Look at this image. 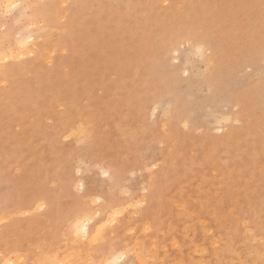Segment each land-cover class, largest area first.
I'll use <instances>...</instances> for the list:
<instances>
[{
  "label": "rangeland",
  "instance_id": "1",
  "mask_svg": "<svg viewBox=\"0 0 264 264\" xmlns=\"http://www.w3.org/2000/svg\"><path fill=\"white\" fill-rule=\"evenodd\" d=\"M24 2L46 7L0 32V50L31 48L26 63L0 67V248L56 240L65 190L47 183V117L62 100L135 171L148 207L125 223L147 243L142 264H264L260 0ZM32 17L46 27L30 28ZM180 30L199 32L208 51L173 44Z\"/></svg>",
  "mask_w": 264,
  "mask_h": 264
},
{
  "label": "snow or ice",
  "instance_id": "2",
  "mask_svg": "<svg viewBox=\"0 0 264 264\" xmlns=\"http://www.w3.org/2000/svg\"><path fill=\"white\" fill-rule=\"evenodd\" d=\"M39 7L46 6L32 5L24 0H0V32L7 34L14 22L22 26L17 17ZM260 7L264 24V0H260ZM29 27L44 29L46 25L39 23L38 17H32ZM165 40L167 42V38ZM171 42L178 47L200 45L202 52L210 48L207 40L195 30L177 31ZM29 55L30 47L23 54H17L15 49L0 50V67L6 69L17 62L26 63ZM161 59L163 61V53ZM200 70L204 71L202 65ZM183 75L190 77L192 70L184 71ZM8 84L7 79L0 80V88L6 89ZM199 101L197 97L194 103ZM56 103L58 106L47 117L56 157V170L49 174L47 183L55 185L49 191L65 190L59 206L53 205L56 208V240L51 246L33 241L32 247L25 244L0 248V264H142L147 243L141 247L136 234H127L126 228L130 225L125 223L129 216L142 213L148 207L147 199L141 198L129 179L128 173L134 176L135 171L100 145L87 112L77 115L66 102ZM149 109L158 114L160 103H156L154 109L149 104ZM190 120L195 123L192 117ZM45 205H48L47 200Z\"/></svg>",
  "mask_w": 264,
  "mask_h": 264
}]
</instances>
